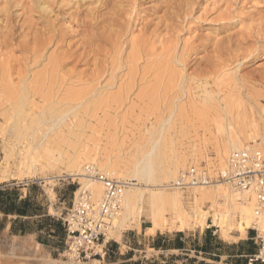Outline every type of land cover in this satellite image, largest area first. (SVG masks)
Segmentation results:
<instances>
[{
	"label": "bare ground",
	"instance_id": "obj_1",
	"mask_svg": "<svg viewBox=\"0 0 264 264\" xmlns=\"http://www.w3.org/2000/svg\"><path fill=\"white\" fill-rule=\"evenodd\" d=\"M197 1L181 0V3L176 5V15L180 13V10L184 11L186 21V17L191 14ZM104 6L105 3H103ZM129 7L127 11L122 12L111 10L108 18L103 21L100 17L95 19L96 21L93 20L83 49L87 59L92 55L93 61H90L93 62L94 70H98L99 73L96 79L94 77L88 80L91 87L85 93L76 95V97L81 96L78 99L79 103L72 105L71 108H63L58 102L49 107L44 106L36 112L29 107L31 96L44 95V101L47 102L55 97L45 93L42 89L44 85L42 87L30 86L23 82L20 89L15 87L16 95L19 97L14 107L15 133L18 137L25 138L31 135V132H36L37 128L34 127L38 126L39 129L41 124H45L47 129H45L43 139L47 140L53 132L64 133L63 128H67L69 122L71 124L75 122L70 119L71 117L76 119V122L84 124L85 118L90 116L89 109L92 107L100 108L99 111L106 117L112 115L117 118L126 109H128V117L136 115L137 121L146 116L147 121L144 120L143 127L140 125L137 130L149 137L148 143L147 145L144 143L145 147L138 148L133 155L130 153L127 159L103 155L99 145L90 146L88 143H82L83 135L74 132L71 139L66 142V148L60 149L59 153L47 160L48 166H54V161L58 163L66 161L68 176L79 178L83 188L92 190L96 202L101 200L104 188L101 182L85 176L84 167L87 164H93L109 176L127 182L128 185L121 196V211L113 220L106 238L121 237L125 228L138 225L141 217L148 214L151 226L147 228V232L151 236L159 231L182 232L197 226L203 228L210 215L213 217V226L220 228L224 235H227L233 227H236L241 235H246L249 229L263 231L264 215L257 213L256 195L252 190H240L234 184L223 181L207 187L185 190L174 188L172 185L189 167H198L202 163H205V168L211 177L212 175L216 177L218 173L226 174L230 168V155L234 151L252 143L264 147V126L262 124L264 119L253 121L248 110L249 114L245 110V114L239 115L238 118L228 117L229 106L235 105L239 100L234 99L236 102L234 104L228 97L222 98L221 91L217 93L208 88L211 80L217 86L231 82L237 86V74L227 71L234 70L233 67L237 69L241 64L244 65L241 60L247 61L254 52H257L258 48L254 49L251 46V50L245 49L241 46L238 37L217 35V39H214L211 37H215L214 35L208 36L207 33L210 40L207 37L198 39L204 43H210L214 39L211 66L203 69L209 70L205 72L207 77L202 79L203 75L202 77L189 75L185 72L188 70L189 58L200 47H205V44L200 43L194 46L195 42H192L194 36L185 40L181 47L159 40V26L167 29L169 26L167 21L174 19V8L161 17L152 32L149 29L147 33H142L143 29L139 37H132L134 30L131 21H133L134 14L138 13L136 0H133ZM177 18L184 22L180 15H177ZM1 23L5 24L4 21ZM48 41V43L34 41L35 46L31 48L29 46V50L33 53L29 59L34 61V65H38L40 59L44 58L42 52L47 50V44L55 42V40ZM60 43V40L55 42L56 50L49 57V70H52L50 83L57 81L65 62L69 60L65 54H58ZM1 63L2 70L9 69L4 61ZM123 70H128V72L121 75ZM94 82H96L95 85L92 84ZM193 82L195 88L191 87ZM142 84L146 86L143 87ZM232 87L230 86V89ZM113 88L117 91L110 93V89ZM184 98L187 102L181 104ZM241 102L237 104L241 106L243 103ZM83 104L86 106L83 107ZM233 107L230 110L234 111ZM246 107L248 109L247 105ZM191 115L197 117L198 120L201 117L205 120L216 117L218 125L215 126L219 137L213 141L205 138L190 141V143L175 144L173 139L171 141L169 138L172 132H177L184 138L190 135L185 124ZM223 119L226 123H222ZM31 139L32 142L28 148L30 152L38 147L45 150L47 143L42 145L43 139L38 143L39 138L35 134ZM50 144L48 142V146ZM211 152H214L215 157H212ZM31 170L30 168V172ZM117 173L120 174V178ZM144 211L148 214H143ZM7 246L8 251L5 255L7 262L15 264V260L21 258L23 262L20 264L61 263L56 259L48 258L45 253L41 252L42 248L33 243L31 239L19 244L18 238L14 237Z\"/></svg>",
	"mask_w": 264,
	"mask_h": 264
},
{
	"label": "rangeland",
	"instance_id": "obj_2",
	"mask_svg": "<svg viewBox=\"0 0 264 264\" xmlns=\"http://www.w3.org/2000/svg\"><path fill=\"white\" fill-rule=\"evenodd\" d=\"M132 1L0 0V186L8 184L10 189L17 188L22 198H25L30 192L43 207L48 201L52 213L56 214L55 218L60 220L72 207L75 192L82 185L79 178L68 176L66 161L63 160L59 163L54 161V166H48V158L59 153L60 149H65L66 142L71 139L72 133L79 132L83 135L82 143H88L90 146L99 145L103 155L127 159L128 156L136 153L138 148H142L144 143L145 145L148 143L149 137L137 130L140 125L143 127L144 120L147 121L146 116L137 121L136 115L128 117V109H126L117 118L112 115L106 117L99 111L100 108L92 107L89 109L90 116L85 118L86 123H78L71 117L70 119L75 122L72 124L69 122V126L63 128L64 133L53 132L47 140L43 139L47 126L41 124L39 129L38 126L34 127L38 129L36 132H31V135L20 138L15 133L14 107L19 100L15 87L20 89L23 82L30 86L42 87L44 85L42 89L45 93L55 97L47 102L44 101V95L31 96L29 107L36 112L44 106L49 107V105L58 102L63 108H71L72 105L79 103L78 99L81 96L76 97V95L85 93L91 87L88 80L94 77L96 79L99 73L98 70H94L95 67L91 62L93 61L92 55L87 59L83 49L93 20L96 21L95 19L99 17L100 20H105L111 10L127 11ZM103 3H105L104 7ZM136 3L138 13L134 12L133 21H131L134 30L132 37H139L143 29L142 33H147L149 29L152 32L161 17L174 8V19L167 21L169 24L167 29L164 26L162 28L159 26V40L181 47L185 40L194 36L192 40L195 42L194 46L200 45V43L205 44V47L202 46L198 50L196 48L197 52L189 58L188 70L185 71L189 75L197 77L203 75L202 79L207 77L205 72L209 70L203 69L211 66V51L217 35L238 37L241 46L245 49L251 50V46L254 49L258 48L257 52H254L247 61L241 60L244 65L241 64L239 68L233 67L234 70L227 71L237 74V86H234V82L217 86L211 80L208 88L217 93L221 91L220 96L228 97L234 104L237 100L243 102H241V106L237 104L239 101L235 104L236 106L231 105L233 104L231 102L229 107L231 109L234 106L232 108L234 111L228 109L230 113L228 117L238 118L248 110L253 121L264 119V0H198L193 6L191 14L186 17V21L184 11L180 10V13L177 14L184 19V22L176 15V5H179L181 0H136ZM1 21H4L5 24H2ZM169 27L171 28L168 31ZM30 33L32 34L30 35ZM206 34L214 35L216 38L211 36L214 39L210 43L198 41L201 37H207ZM6 37L10 39L6 40ZM56 39L61 41L58 54H65L69 60L65 62L57 81L50 83L52 70H49V57L56 50ZM48 40H55V42L47 44V50H49L43 51L44 58L40 59L38 65H34V61L29 59L33 55L29 46L30 48L34 47V41L48 43ZM1 61L8 65V70H2ZM32 65L35 67L32 68ZM127 72L128 70H123L121 75ZM95 83L92 84L95 85ZM193 85H195L194 82L191 87H194ZM230 86L236 88L230 89ZM230 90L231 93H229ZM116 91V88L110 89V93ZM234 99L236 100L234 101ZM186 102L187 99L184 98L181 104H186ZM201 118L198 120L197 117L191 115L185 124L190 133L186 138L177 132H172L169 139L174 140L173 142L176 144L190 143V141L205 138L213 141L219 137L216 117H212L213 119L210 120ZM223 122L226 123L224 119ZM262 124L264 126V122ZM34 134L39 138L38 143L42 139L44 140H42V145L47 143L45 150L38 147L35 151L30 152L31 150L28 148ZM48 142L51 143L49 146ZM211 154L212 157H215L214 152ZM198 168L209 173L205 168V163H202ZM21 169L22 171H20ZM36 170H38V174L35 173ZM117 175L120 178V174L117 173ZM212 177L216 178L213 175ZM143 214H148V212L144 211ZM148 215L142 216L138 225L125 228L121 237L105 238V242L101 243L102 246L99 249L100 252L103 249L102 255L99 257L103 259V262L94 261L90 264H264L260 261H251L253 256L250 253L254 255L258 252V244L255 239L258 230L256 229H249L246 235H241L238 229L233 227L228 231L229 233L227 232V235H224L220 228L213 226V217L210 215L203 228L197 226L189 231H182L183 233L177 230L159 231L156 235L151 236L147 232V228L151 226ZM0 219H3L1 213ZM12 220L13 217H9L5 225H11ZM35 220L40 219L30 221L33 222L30 224L33 230L38 229L34 223ZM208 232H211L212 235L210 240L206 241ZM45 233V230L40 233L44 243L49 241L47 244L51 249H57L58 245L60 247V250L53 251V256L61 261L60 264H73L72 261L62 256L64 244H59L57 238H48ZM180 233L185 249L156 250L152 248L158 235L167 236L168 240L173 242L176 235ZM12 236V233L0 234V264H14L7 262L5 257L8 251L7 244L12 240ZM247 238L253 239L247 240ZM23 242L25 241H18L19 244ZM240 253L247 256H237ZM15 262V264L17 262L20 264L23 260L18 258Z\"/></svg>",
	"mask_w": 264,
	"mask_h": 264
},
{
	"label": "built area",
	"instance_id": "obj_3",
	"mask_svg": "<svg viewBox=\"0 0 264 264\" xmlns=\"http://www.w3.org/2000/svg\"><path fill=\"white\" fill-rule=\"evenodd\" d=\"M229 167L228 173L213 178L206 171L191 166L172 185L185 190L207 187L218 181L230 182L240 190H252L256 195L257 213L264 215V147L252 143L234 151L229 158ZM84 174L101 182L104 193L96 202L92 190L80 186L72 207L62 219L65 229L62 256L73 264H90L102 255L103 249L100 252L99 248L121 211V196L128 185L125 180L111 177L93 164L84 167ZM255 239L258 252L252 255L251 261L264 263V230L258 231Z\"/></svg>",
	"mask_w": 264,
	"mask_h": 264
},
{
	"label": "trees",
	"instance_id": "obj_4",
	"mask_svg": "<svg viewBox=\"0 0 264 264\" xmlns=\"http://www.w3.org/2000/svg\"><path fill=\"white\" fill-rule=\"evenodd\" d=\"M0 213L3 215V219H0V232L4 229L6 220L9 217H13L11 223V233L13 235L25 236L30 233H37L38 240L41 243L43 241L40 233L43 230L51 236L63 237L61 221H57L51 216H45V207L30 192L25 198H22L17 188L10 189L8 184L1 185ZM34 219H40L34 222L38 227L37 230H33L30 227V224L33 223L30 221ZM211 235V232H208L206 241L210 240ZM181 239V233L176 235L173 242H170L167 236L158 235L152 248L156 250L185 249Z\"/></svg>",
	"mask_w": 264,
	"mask_h": 264
},
{
	"label": "crops",
	"instance_id": "obj_5",
	"mask_svg": "<svg viewBox=\"0 0 264 264\" xmlns=\"http://www.w3.org/2000/svg\"><path fill=\"white\" fill-rule=\"evenodd\" d=\"M55 215L56 214L52 213L51 207H50V203L47 201V203L45 204V216H51V217L55 218L56 217ZM55 219L57 221H61V225H62V229H63V237L60 238V236H51V235H49L47 233H45V235H47L48 238H54V239L57 238V242H59V244L60 243L64 244V241H65V229H64V226H63V220H60L59 218H55ZM10 233H11V225H5L4 229L0 232V234H2V235L10 234ZM14 237L18 238V241L19 240L20 241H26L27 239H31V241H33V243L38 244L40 246V248H42V249H40L41 252L45 253L47 255V257L50 258V259H56V257L53 256V251L60 250L59 245L57 246V249H51L49 247V245L47 244L49 241H45V243L44 242L43 243L39 242L37 233H30V234H27L25 236L13 235L12 238H14ZM248 239L252 240L253 238H247V240ZM251 255H253V253H251ZM237 256H247V255H243V254L240 253ZM56 260H58V259H56ZM94 261L102 263L103 259L98 258V259H96ZM94 261H92V262H94ZM92 262H90V263H92Z\"/></svg>",
	"mask_w": 264,
	"mask_h": 264
}]
</instances>
